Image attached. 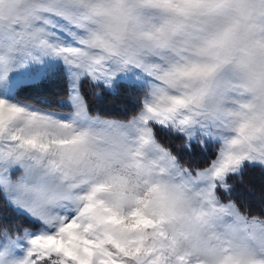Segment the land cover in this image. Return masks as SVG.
Masks as SVG:
<instances>
[{
	"label": "snow or ice",
	"instance_id": "obj_1",
	"mask_svg": "<svg viewBox=\"0 0 264 264\" xmlns=\"http://www.w3.org/2000/svg\"><path fill=\"white\" fill-rule=\"evenodd\" d=\"M120 81L124 116L97 106ZM209 139L206 167L178 162ZM144 146L159 157L144 194L105 201ZM245 159L264 161V0H0V188L36 221L0 220V264H264V220L214 192ZM191 199L207 231L188 248L166 225Z\"/></svg>",
	"mask_w": 264,
	"mask_h": 264
},
{
	"label": "rangeland",
	"instance_id": "obj_2",
	"mask_svg": "<svg viewBox=\"0 0 264 264\" xmlns=\"http://www.w3.org/2000/svg\"><path fill=\"white\" fill-rule=\"evenodd\" d=\"M124 81H120L118 84H116L114 87L117 89L121 86V84H124ZM55 87H61L59 84H57ZM104 92L102 95V98L97 102V106L101 108L102 111L107 112L109 114L114 115L116 112L120 113L119 115L124 116L125 113L121 110L119 104L116 103V98L107 96ZM127 94V93H126ZM121 101V104L126 100L128 104L130 102L128 101V98L123 97L122 99H118ZM123 100V101H122ZM120 104V105H121ZM114 113V114H113ZM176 136V134H173ZM162 143H179V139L177 138L176 141H162ZM172 150L175 152V145L169 144L168 145ZM219 146V141H213V140H207L205 144H200L196 140L190 141L187 145L182 146L179 149V154L177 155L178 162L183 165L184 167H187L190 171H193L197 168H204L207 166V163L210 162L211 159H214L217 155V148ZM186 163H190L189 166L185 165ZM257 167L259 170H264V163H261L259 161H248L244 160L241 165H239L235 171H230L225 174L224 180L221 182L219 180L216 181V187L214 189L215 195L218 198V200L221 203H228L229 201L233 202V204L236 206V208L239 210V213H245L243 208L239 205V201L236 202L232 197L233 193L230 192L233 190L235 194H238V198L241 199V201H248V203L251 206H254L253 208H250V211L253 216L246 214L247 217H260L264 218L263 210H264V176H260L259 171L257 178L255 179L257 183H253V179L251 182L248 181V184H241L239 185V182L242 183L240 180V177L242 173L247 170L248 168ZM22 169L17 165L14 166L11 169V175L13 178L17 177L21 173ZM247 180L250 179V176H245ZM239 179V180H238ZM250 184V185H249ZM241 190L242 187V194L237 191ZM235 188V189H234ZM234 194V196H236ZM240 201V202H241ZM260 204V207L256 204ZM15 214V216L13 215ZM26 222V224L31 223L35 224V218L31 217L30 214H28L24 209H21L9 200L8 195L3 191L2 188H0V220H3L4 222H20L23 223V220ZM232 219V218H229ZM28 226V225H25Z\"/></svg>",
	"mask_w": 264,
	"mask_h": 264
},
{
	"label": "clouds",
	"instance_id": "obj_3",
	"mask_svg": "<svg viewBox=\"0 0 264 264\" xmlns=\"http://www.w3.org/2000/svg\"><path fill=\"white\" fill-rule=\"evenodd\" d=\"M136 149H130L128 151H135ZM141 151L144 153L143 165L140 169L135 167H125L120 164H116L113 166L112 175L120 178V183L113 186L110 190L105 191L101 194L102 198L110 204L114 205H127L130 203L131 198L135 195H143L144 191L147 187V184L144 183V178L142 174L146 173L148 169L151 167L153 163L158 161L159 157L157 154L153 153L150 146H144ZM248 161H259L264 163L261 160H250ZM244 160L241 161L240 165ZM34 168V176L29 181L30 184H35L44 190L48 191L50 195L58 194L57 185L59 183L58 178L51 176L44 172L42 168L39 166L33 165ZM22 169V168H21ZM24 175V170L22 169L21 173L17 176ZM100 180L104 179V175L101 174L99 177ZM216 196V195H215ZM217 205L227 207L229 205L234 206L236 212L239 213V210L233 204V202L229 201L228 203H221L216 197ZM200 204L197 200H190V207L185 208L180 203H177L175 212L176 219L171 225H166V228L169 230V235H176L178 238H181L183 235H187L188 239L183 241L184 246L191 248L197 242V234L204 236L206 234L207 229L203 224H198L194 220L189 219L191 215V209L199 210ZM241 216L247 217L244 213H239ZM232 217H224L223 223L231 224ZM248 219L257 218L259 220H264V218L260 217H247ZM209 226L213 223H218L215 218L209 217ZM203 258V257H201Z\"/></svg>",
	"mask_w": 264,
	"mask_h": 264
},
{
	"label": "trees",
	"instance_id": "obj_4",
	"mask_svg": "<svg viewBox=\"0 0 264 264\" xmlns=\"http://www.w3.org/2000/svg\"><path fill=\"white\" fill-rule=\"evenodd\" d=\"M123 85L124 84H121V86L118 88V94L117 95H113V93H111V92H109V93H106V97H105V99L106 98H109V97H114V98H116V103L118 104V103H120L121 104V101L120 100H118V99H122V96L123 97H127L128 98V96H127V94H126V92L124 91V89L122 88L123 87ZM105 95V94H104ZM103 95V96H104ZM123 101V100H122ZM128 101L130 102V104H128L127 102H126V100L123 102V104H127V105H129V106H132V102H131V100L130 99H128ZM119 104V106H121ZM114 114V113H113ZM120 113H115L114 115H117V116H121V115H119ZM185 165H187V166H189L190 165V163H186L185 162ZM258 171H259V173H258ZM260 174V176L262 177V176H264V170H262V169H258L257 167H252V168H248L247 170H245L243 173H242V175H241V177H240V180L242 181V183H240L239 182V185H241V184H248V181L249 182H251V180L253 179V183L255 182V181H257V180H255V179H258L257 178V176H259L258 174ZM245 176H250V179L249 180H247V178L245 177ZM239 180V179H238ZM255 183H257V182H255ZM243 184V185H244ZM250 185V184H249ZM235 189V188H234ZM237 191L239 192V193H241L242 194V187H241V190L239 191L238 190V187H237ZM230 192H232L233 193V195H232V197L231 198H233L234 200H236V202H238L239 201V205L241 206V208H243V210L245 211V213L247 214L248 213V215H251V216H253L252 215V213H251V211H250V208H253L254 206H251L249 203H248V201L246 202V201H244L243 202V200L241 201V199L240 198H238L237 196H238V194H235V192H233V190H231ZM234 194L236 195V196H234ZM241 201V202H240ZM259 207H260V204H258V203H256ZM263 215H264V210H263Z\"/></svg>",
	"mask_w": 264,
	"mask_h": 264
}]
</instances>
